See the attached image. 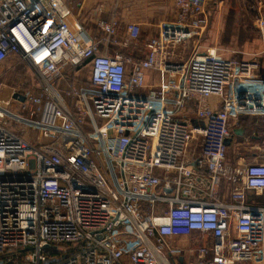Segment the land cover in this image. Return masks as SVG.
I'll list each match as a JSON object with an SVG mask.
<instances>
[{
	"label": "built area",
	"instance_id": "obj_1",
	"mask_svg": "<svg viewBox=\"0 0 264 264\" xmlns=\"http://www.w3.org/2000/svg\"><path fill=\"white\" fill-rule=\"evenodd\" d=\"M174 3L175 20L135 59L101 51L127 44L112 21L99 20L103 38L84 43L64 0H0V63L17 59L39 83L0 99V264L264 259V207L247 200L264 193V163L229 173L226 144L233 114L264 112L259 65L215 52L180 58L208 26L207 2ZM258 28L264 37L262 16ZM140 34L130 24L127 41ZM66 67L87 69L89 87L65 85ZM146 72L162 83L147 85ZM188 105L201 124L182 117ZM36 131L45 143L31 141ZM227 176L241 187L223 201Z\"/></svg>",
	"mask_w": 264,
	"mask_h": 264
},
{
	"label": "crops",
	"instance_id": "obj_2",
	"mask_svg": "<svg viewBox=\"0 0 264 264\" xmlns=\"http://www.w3.org/2000/svg\"><path fill=\"white\" fill-rule=\"evenodd\" d=\"M72 8V15L69 18L71 27L82 35L84 43L91 39H102L103 33L98 26V21L103 19L107 22H114L117 27L119 41L126 45H112L106 47L101 45V51L104 52H120L125 56L141 59L145 58L150 50V41L159 36L161 30L168 23L176 18V7L174 0H64ZM207 2V0H206ZM264 5V2L262 3ZM264 17V14H262ZM132 23H137L141 27L140 38L135 43H129L127 40V29ZM216 24V23H215ZM211 24L207 36L193 37L191 41L195 44L194 53H210L215 52L223 58L224 53L220 47L214 48L216 45L213 40V27ZM210 38V41H209ZM262 47L259 50L262 58V64L255 73L253 83L264 86V37ZM215 39V36H214ZM241 50V49H240ZM239 50V51H240ZM246 51H240L237 54L245 55ZM236 55V53H235ZM188 56V57H190ZM227 59H234L233 57ZM82 67H66L64 69L65 83L79 81V72ZM89 78V76H88ZM86 84L89 87V81ZM84 79V78H83ZM161 75L153 72H146L147 85H158L162 83ZM80 85V84H79ZM145 92L138 91L136 94L143 95ZM209 103L213 108L219 106V101L215 97L209 98ZM188 122L201 124L198 120L196 112L192 105H188L184 116ZM231 142L228 145L227 165L230 169L229 173L240 170L246 165L255 162L264 163V112L257 113H239L233 114L230 119ZM235 132H240L236 135ZM34 142L45 143L46 140L39 137L37 133ZM33 138V137H32ZM229 176L224 177V181L220 188V198L223 201H229L231 193L241 184L231 183ZM247 200L250 204L264 207V193L255 194L247 193ZM182 245H186V240L181 241ZM192 243L193 240H190ZM264 264V259L257 261Z\"/></svg>",
	"mask_w": 264,
	"mask_h": 264
},
{
	"label": "rangeland",
	"instance_id": "obj_3",
	"mask_svg": "<svg viewBox=\"0 0 264 264\" xmlns=\"http://www.w3.org/2000/svg\"><path fill=\"white\" fill-rule=\"evenodd\" d=\"M263 2L264 0H207L208 26L203 33L198 34L204 38L210 30L211 24L213 26L216 23V28H211L214 30L212 32L215 36V39L213 36L212 40L216 45L214 48L220 47L226 53L224 56L227 58L233 57L234 60L240 62L257 63L260 67L262 58L259 50L262 47L263 38L258 28V20L264 14ZM193 49H195V44L190 40L183 47H178L177 54L184 60L190 56ZM239 50L246 51L245 55L237 54L240 52ZM78 77L79 81H74L77 85L86 83L88 70L84 69ZM68 83L64 82L65 85ZM12 89L19 92L30 91L31 93L39 91V83L33 71L15 58L0 63V99L6 100ZM36 135L38 136L37 131L30 133L33 143ZM195 147L196 143L193 142L188 155H192L196 151ZM187 244H190L189 241ZM56 250L55 247H50L46 252H56ZM248 264H259V262L254 261Z\"/></svg>",
	"mask_w": 264,
	"mask_h": 264
},
{
	"label": "water",
	"instance_id": "obj_4",
	"mask_svg": "<svg viewBox=\"0 0 264 264\" xmlns=\"http://www.w3.org/2000/svg\"><path fill=\"white\" fill-rule=\"evenodd\" d=\"M16 97H18L21 101H24L25 100V98L24 97H22V96H16ZM235 134L236 135H240V132L238 133V132H235ZM230 142H231V139H229L228 141H227V145H230Z\"/></svg>",
	"mask_w": 264,
	"mask_h": 264
},
{
	"label": "trees",
	"instance_id": "obj_5",
	"mask_svg": "<svg viewBox=\"0 0 264 264\" xmlns=\"http://www.w3.org/2000/svg\"><path fill=\"white\" fill-rule=\"evenodd\" d=\"M20 261V260H19Z\"/></svg>",
	"mask_w": 264,
	"mask_h": 264
}]
</instances>
